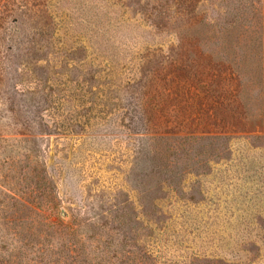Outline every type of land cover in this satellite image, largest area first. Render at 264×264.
Masks as SVG:
<instances>
[{"label": "rangeland", "instance_id": "374dc122", "mask_svg": "<svg viewBox=\"0 0 264 264\" xmlns=\"http://www.w3.org/2000/svg\"><path fill=\"white\" fill-rule=\"evenodd\" d=\"M25 5L0 18V249L264 264V0H0V17Z\"/></svg>", "mask_w": 264, "mask_h": 264}, {"label": "trees", "instance_id": "16d2710c", "mask_svg": "<svg viewBox=\"0 0 264 264\" xmlns=\"http://www.w3.org/2000/svg\"><path fill=\"white\" fill-rule=\"evenodd\" d=\"M30 9L31 8H29L28 5H25V7L20 8V9H17L15 11V14H14V11H12L13 13H10V12H7L6 11V14H4L3 16H1L0 18L3 20V19H6V18H10L11 17L10 19H12L13 22H17V20L20 19L22 15L28 14L29 13L28 11H30ZM4 12L0 11V14L1 13H4ZM47 178H48L47 175L44 174V176H43V182H45L46 184L48 183V185L50 186V188L53 189V186L51 185V182ZM47 208H48V210L51 213L52 211L55 210L56 204H53V202H49V203H47ZM5 217H7V216H5ZM45 221L47 222V225L48 226H55V225L58 224V220H52L50 214L46 215ZM13 226L15 228L16 227H20V225L19 224H16V223H15V225L13 224ZM27 246H28V244H27ZM51 247L52 246H50V248H47V249L45 247L43 248L44 254L41 257L39 256V258H41V260L38 259V258L36 260V258H35L36 264H63L62 251H60V249H55L54 247H52V248ZM2 251L8 252L9 255H11V258H7V257L2 256V258L0 259V264H15L16 261L19 262L18 264H26V263H24V259H25V257L27 259V253L28 252H27V249L25 247H19L18 250L16 252H13V253L10 252V250H5L3 248L0 249V253ZM49 254H52L51 259L50 260H46V258H47V256ZM74 256H72V258H75ZM63 258H65V256H63ZM27 264H29V263H27ZM69 264H71V263H69Z\"/></svg>", "mask_w": 264, "mask_h": 264}]
</instances>
